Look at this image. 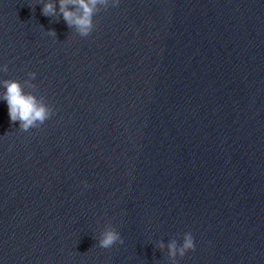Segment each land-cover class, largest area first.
Segmentation results:
<instances>
[{
  "label": "water",
  "instance_id": "water-1",
  "mask_svg": "<svg viewBox=\"0 0 264 264\" xmlns=\"http://www.w3.org/2000/svg\"><path fill=\"white\" fill-rule=\"evenodd\" d=\"M42 6L0 0V79L53 109L0 101V264H264V0H101L83 37Z\"/></svg>",
  "mask_w": 264,
  "mask_h": 264
},
{
  "label": "clouds",
  "instance_id": "clouds-1",
  "mask_svg": "<svg viewBox=\"0 0 264 264\" xmlns=\"http://www.w3.org/2000/svg\"><path fill=\"white\" fill-rule=\"evenodd\" d=\"M101 0H42L41 12L45 16H55L57 12L62 16L68 27L74 28L80 36H87L93 29V15ZM120 0H112V6H117ZM48 35L56 36L53 30ZM7 66H0V72H6ZM34 72H29V79L35 78ZM27 83V81L25 82ZM0 101L6 103L10 122H19V129L27 131L43 124L52 114L53 109L38 99L33 93L26 92L25 86L19 80L0 79ZM85 186H87L85 182ZM123 241L114 230H105L98 239L101 250L108 252ZM161 247L164 245L161 244ZM170 257H183L194 250V239L190 232L183 235L179 245L172 241L167 245Z\"/></svg>",
  "mask_w": 264,
  "mask_h": 264
}]
</instances>
